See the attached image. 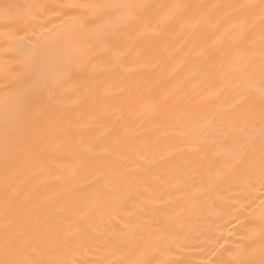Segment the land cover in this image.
<instances>
[{
    "label": "bare ground",
    "instance_id": "bare-ground-1",
    "mask_svg": "<svg viewBox=\"0 0 264 264\" xmlns=\"http://www.w3.org/2000/svg\"><path fill=\"white\" fill-rule=\"evenodd\" d=\"M0 264H264V0H0Z\"/></svg>",
    "mask_w": 264,
    "mask_h": 264
}]
</instances>
